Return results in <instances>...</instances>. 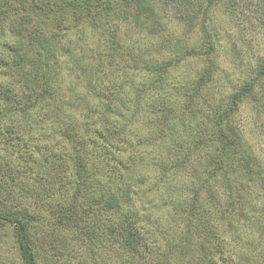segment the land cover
Instances as JSON below:
<instances>
[{
  "label": "trees",
  "instance_id": "1",
  "mask_svg": "<svg viewBox=\"0 0 264 264\" xmlns=\"http://www.w3.org/2000/svg\"><path fill=\"white\" fill-rule=\"evenodd\" d=\"M175 1L0 0L8 39L0 59V264H230L227 249L255 209L246 190L264 188L259 159L232 120L245 99L264 115V61L248 66V50L235 44L246 77L236 92L219 94L218 36L207 14L225 2L235 22L242 0ZM253 1L264 12V0ZM167 9L182 29L171 30ZM83 29L95 43L72 62L75 79L87 76L85 92L73 96L60 86L58 59L63 40ZM183 60L200 67L180 85L166 82L164 71ZM170 85L178 102L160 93ZM153 93L160 99L145 104ZM129 106L151 116L150 134L134 142L120 118ZM148 153L158 172L152 187L174 180L162 225L164 208L132 202L148 177L121 176ZM252 217L264 264V208ZM244 256L231 264H248Z\"/></svg>",
  "mask_w": 264,
  "mask_h": 264
},
{
  "label": "rangeland",
  "instance_id": "2",
  "mask_svg": "<svg viewBox=\"0 0 264 264\" xmlns=\"http://www.w3.org/2000/svg\"><path fill=\"white\" fill-rule=\"evenodd\" d=\"M170 1L176 3L175 0ZM228 12L229 10L226 8L225 2L224 4L223 2H215L211 7H209L207 14L208 24L214 31H216V34L218 36V45L216 46V63L218 64V72L216 79L218 80V82H222V91L219 94H222L224 96L236 92L240 83L246 77L245 72L241 71L244 68L240 67V61H246L248 66L254 64V61L256 59L260 60L261 62L264 61V12L260 11V6L253 0H242V3H240V8H238L237 10V16H239V18L238 20H235V22L230 21L225 15ZM166 13L170 18L169 19L167 17L171 30L177 31L183 28L179 24L178 20H176L177 14L175 12L169 11L167 9ZM243 30L246 31L245 35L243 33V35L245 36V42H239L238 36H240V31L243 32ZM122 31L123 36L125 37L127 31ZM129 31L131 34L129 40H137L139 34L136 35V32L133 29H130ZM198 34L199 31L196 29L191 35L192 37L189 38L190 44L194 39L199 38ZM5 36L6 33H4L2 29H0V59H2V57L4 56V44L8 40ZM93 37L94 34H92L89 29H83L80 32L72 34L69 38H65L62 42L63 47L66 46V49L63 52L61 58L58 59V70L60 71V77L62 80V82H60V86H62L63 90L68 89L72 91L74 93L73 96H78L85 92V88L83 87V80L85 81L87 76L82 77L81 81L80 79H75V75L78 74L79 71L78 67H76L75 69V67L72 65V62L75 58H79L83 53L86 54L87 46H93V44L95 43V38ZM126 42L129 43V41ZM235 44L238 45L241 50H248L247 55L242 60L241 58H237L234 52L231 50L232 47L236 46ZM199 67L200 64H197L193 60H183L176 64H171L168 69L164 71L163 75L166 79V82H171L172 85L175 84L177 86L180 85L181 82L187 81L189 78H192L193 74H195ZM2 72L3 70L0 66V82L4 81ZM76 80H78L79 82H77ZM119 81L122 82L121 79H119ZM129 81L130 80H128L127 82L129 83ZM137 81L138 78L132 77L133 84H135ZM103 84L104 88H108L110 85V83ZM261 86H263V84L259 87ZM115 87L117 88L118 85H116ZM160 93L165 94V96H169V94H172L174 98H171L170 101L172 103L178 102V97H176V94L172 91L171 85L168 88H164ZM151 95V98L148 97L144 99L145 104H149L150 100L160 99V96L157 93H153ZM144 108L145 107L142 108L143 110H141V112H138V116H135V114H132V112H134L133 107L129 106L128 111H123L122 116L120 117L122 118L121 121L124 128L126 127L123 130L129 133V137L127 136L128 142H134L136 136H139L141 134L146 136L151 132L146 128L144 129V122L151 118L149 113L144 112ZM258 112L260 115L255 114V108L252 105L251 100L245 99L244 102H242V104L239 106L237 113L234 115L232 125L236 127V130H239L241 132L240 134L245 142L246 152L249 153L250 151L252 157L259 159L262 173L264 175V115L261 114L263 113L262 111ZM55 152H57V150H55ZM157 152L158 149L153 150L154 154H156ZM149 153L147 154V156L144 155L145 157L143 160H141L142 162L134 164L133 172L132 169H127V172H124L123 174H121V176L124 177L123 179L129 177H134L136 179H145L146 177H148V180L145 184L141 185L138 188L134 187L135 193L133 194L134 197L132 199V202L136 207H139V209L153 208V212L164 208L162 209L164 211L162 212L161 218L157 217V223L162 225V221L165 219V217H167V207L165 205L166 201L167 199L171 200L168 192V190H172V187L169 185V182L171 180L169 179L166 185L157 184V187H152L151 184H155L158 172L151 166L150 168H148L149 163H151V161L154 159V157L151 158V155H149ZM100 166H102V164H100ZM127 174L129 175L127 176ZM174 179H176V177ZM172 182H174V180H172L171 183ZM150 187H152L153 189L151 190ZM246 191L248 196V206L255 209H253L254 211L250 214L251 221L248 223V225L246 224L247 227H242L237 232L235 241L231 237V240L232 242L234 241V244L227 250H229V253L231 254V261H234V256H241L242 254H245L243 259L249 260L250 262H248V264H251L252 262L254 264H257L260 258L257 256L262 253L261 250L263 248V245L262 242L260 243L258 241V234L255 229L258 225L255 224V219L252 216H258V214H260L261 212V209L264 208V188L260 189L258 184H256L255 187H249ZM153 218L155 217L153 216ZM226 259V255H224L221 259V262L223 263V260ZM78 260L79 258L75 257V259L72 260V263ZM225 264H228V262H226Z\"/></svg>",
  "mask_w": 264,
  "mask_h": 264
}]
</instances>
